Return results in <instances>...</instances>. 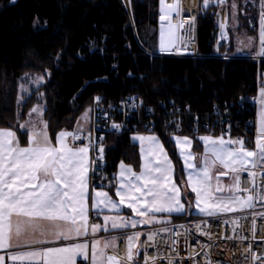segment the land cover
Instances as JSON below:
<instances>
[{"label": "trees", "instance_id": "1", "mask_svg": "<svg viewBox=\"0 0 264 264\" xmlns=\"http://www.w3.org/2000/svg\"><path fill=\"white\" fill-rule=\"evenodd\" d=\"M258 2L211 0L204 7L200 0L199 56L192 57L160 51L159 0H129V6L125 0H0V129L15 131L27 145L28 136L19 125L39 95L52 138L73 128L97 94L113 102L134 93L142 104L156 108L165 103L191 111H209L214 104L240 109L257 94L263 77L264 60L248 57L258 50L259 27L253 23L258 14L252 4ZM220 6L227 9L229 38L220 50L228 57L214 56ZM241 34L251 40L250 50L239 47ZM25 73H42L46 80L18 103ZM157 133L176 161L180 179L183 170L171 133ZM109 139L106 187L113 191L118 163L138 169L140 157L130 134Z\"/></svg>", "mask_w": 264, "mask_h": 264}, {"label": "snow or ice", "instance_id": "2", "mask_svg": "<svg viewBox=\"0 0 264 264\" xmlns=\"http://www.w3.org/2000/svg\"><path fill=\"white\" fill-rule=\"evenodd\" d=\"M223 2V0H220ZM211 0H203L207 7ZM164 5V0H161ZM168 10H176L179 14V4L166 6ZM162 11L164 8L162 7ZM167 17L162 15L163 21ZM183 27L173 26L168 28ZM261 54H264V30L260 34ZM164 50H168L165 48ZM131 75V74H130ZM264 98V91L261 93ZM22 99V98H21ZM99 101L100 97L95 98ZM19 103V101H18ZM43 108L40 105L34 107L29 116L36 114L41 117L40 122L26 121L19 125L28 136L27 146H21L15 131L0 129V249L13 247V236L44 235L46 232L57 238L70 239L73 235H87L88 212V174H95L102 168L104 148L98 146V155L89 158L92 146L84 148L69 146V139L76 141L81 139L75 131L62 130L55 136V143L48 135L47 122L42 120ZM84 118H87L85 113ZM113 128L119 129V124H113ZM143 141L148 139L156 145L152 153L153 158L147 159L139 174L133 171L130 165L123 162L119 165V173L114 176L115 195L119 200H114L106 191H94L92 197V210L97 214L104 210L115 211L121 206L131 209L136 217L115 218L103 216V230L111 223L113 229L136 228L137 225H147L160 222L154 216L156 213H181L185 211L181 202V190L176 185L171 173L173 171L171 161L168 159L163 145L156 137H137ZM205 144L206 155L203 166L196 168L192 164V153L186 151L190 148L191 140L188 138L177 139V145L181 147V155L185 157V164L190 169L188 184L191 192L195 194V207L200 213L212 216L218 212H232L243 208L254 207V201H264V191L257 192L255 184L256 173L250 168L257 165L264 167V112L261 115L260 132L257 136L255 149L245 148L244 141H227L223 136L213 138L200 137ZM162 157V159L160 158ZM225 169L215 176L217 187L212 188L213 175L211 170L216 163ZM240 171L248 172L252 177L253 185L246 196H240L239 175H234V183L229 185L228 196L216 195L224 193L225 188L219 185L220 176H229ZM204 206H201V203ZM102 225L92 224L91 231L95 234L100 231ZM161 231H167L162 229ZM156 234H148L149 241ZM128 261L133 260V248L139 239V233L127 236ZM36 243L43 241L36 240ZM19 246V245H17ZM115 247V241H95L91 245V254L88 253V245L77 244L71 247L47 248L39 251H27L11 255L12 261L33 260L40 257L42 264H76L75 257L83 256L90 264H120L116 255L108 254L107 249ZM139 255V252H136ZM154 259V258H152ZM259 259L253 256V261ZM4 258L0 257V264ZM147 264V260L145 261ZM169 264H172L169 259Z\"/></svg>", "mask_w": 264, "mask_h": 264}, {"label": "built area", "instance_id": "3", "mask_svg": "<svg viewBox=\"0 0 264 264\" xmlns=\"http://www.w3.org/2000/svg\"><path fill=\"white\" fill-rule=\"evenodd\" d=\"M179 4V14L176 10L169 12L166 6ZM257 18L259 37L264 30V0L252 3ZM162 7L164 11H162ZM167 8V9H166ZM200 0H159V14L168 17V24L179 30L177 46L172 55L199 56L197 51ZM227 20V9L220 6L217 10V33L215 43V57H228L221 52V47L229 44L224 35ZM259 51L250 56L256 60H264ZM256 96V95H255ZM255 96L245 100L240 109H234L227 104H214L211 110L191 111L176 106L161 103L158 108L144 105L134 93H126L118 100L107 102L104 96L97 94L91 105L92 112L87 128L79 134L81 139L75 145L84 148L91 140L90 159L98 155V146L104 148L102 168L93 174L90 171L91 187H101L107 184L110 170L107 162L108 150L111 148L110 136L120 134H136L157 132L163 130L171 134L181 132L196 136L203 134L221 135L231 138L237 133V138H248L250 143L256 141L257 115ZM100 97L99 101L95 98ZM119 124V129L113 128ZM256 173V191H264V167L251 168ZM239 193L246 196L252 188L253 180L248 172L240 171ZM91 223L102 220V215L93 212ZM167 229V231H161ZM155 233L154 239L149 241L148 234ZM125 236L118 235V256L125 258ZM110 254H117L109 250ZM142 257L139 264H264V201H254V207L240 212L188 218L168 225L146 228L141 240ZM120 254V255H119ZM259 257L253 261V256ZM154 258V259H152ZM6 264H41L35 261H8ZM78 264H90L89 260H80Z\"/></svg>", "mask_w": 264, "mask_h": 264}, {"label": "crops", "instance_id": "4", "mask_svg": "<svg viewBox=\"0 0 264 264\" xmlns=\"http://www.w3.org/2000/svg\"><path fill=\"white\" fill-rule=\"evenodd\" d=\"M178 29L176 28V41H175V46L172 48H167L168 51H172L175 49L176 45H177V40H178ZM163 43V36L161 33L160 36V43H159V49L160 51H163L165 48L162 45ZM259 48V46H258ZM90 120V119H89ZM87 121V120H86ZM84 122V121H83ZM88 123L84 122L83 124H81L82 127H79L80 131L87 128L89 125V121H87ZM82 128V129H81ZM11 130V129H10ZM67 131H70L69 129H64ZM62 131V130H61ZM59 133V132H58ZM80 133V132H79ZM49 137L53 140V143H55V138H52L50 136V134L48 133ZM203 136H210L213 138H219L221 137V135H211V134H203L199 137H197V140H194L193 137L186 135V134H176L171 136L172 141L174 142V146L176 148V153H177V157L178 160L180 161L182 170H183V175L182 177L187 176L189 174L190 169L187 168L186 164H185V157L181 155V147L177 145V139H183V138H188L191 140V146L190 148H186V151H190L192 153V164L196 167V168H200L203 166V159L204 156L206 155L205 152V144L204 141H202L200 139V137ZM18 137V136H17ZM137 137H156L159 141V143L161 145H163L164 151L167 154L168 159L171 161V165H172V177L176 183V185L180 188L181 190V202L183 204L186 203V191L187 189L191 190L190 186L186 187L182 184L181 182V178H178V169H177V164L176 161L172 158V156L170 155L169 151L167 150L166 146L164 145L163 139L161 138V136L157 133H153V132H147V133H136L135 135H131V140L132 142H134L137 146H138V152H139V157H140V166L138 169L134 168V166L132 164H128L123 162L125 165H130L133 169L134 172H136L137 174H139V172L142 169L143 164L145 163V161L147 159H152V153L155 151L156 145L153 144L152 141L148 140V139H144L143 141H141L140 139H137ZM226 141L229 139L227 137H223ZM232 140H241L239 138L233 137L231 138ZM242 140L244 141V146L245 148L249 149V150H253L255 149V145L254 144H248L246 142V140L244 138H242ZM69 146L72 147H77L75 145V141H72L71 139H69L68 141ZM21 144V143H20ZM21 146H27L26 144H21ZM79 148V147H77ZM89 158H90V154H89ZM162 159V157H160ZM119 165L120 162L118 163L117 169L116 171L113 173V176H115L116 174L119 173L120 169H119ZM256 167H262L260 165H257ZM251 169V168H250ZM225 169L223 168L222 165L219 164V162L216 163L215 167L211 170L212 175H213V181H212V188L215 189L217 187V181L215 180V176L218 175L219 173L223 172ZM237 175V173L234 174H230L229 176H220V180H219V185L225 188V192L220 194V193H216V195H224L225 197L229 195L227 188L229 185H232L234 183L233 180V176ZM115 183V180L113 181V185ZM106 191L109 193L110 196H112V198L114 200H119V197H117L115 195V188L113 187V191H110L108 188L106 187H95L92 188L91 187V182H90V172L88 174V195H89V199L87 201V207L89 208V212H88V224H87V228H88V232L87 235H82V236H75L73 235L70 239H63V238H57L53 235H51L50 233H45L44 235H40V234H36L35 236H20L19 238L13 236L12 239V244L14 245L13 247L7 248V249H0V257L4 258L3 264H6V262L8 261H12L11 259H9V257L11 255H15V254H19L22 252H27V251H39V250H43V249H47V248H63V247H71L73 245H77V244H86L88 245V253L89 256L91 254V245L95 242V241H100L101 244H103L104 242H111V241H115V247H109L107 249V252L109 250H113L114 252H117V237L119 234H123L125 236V246H124V250H125V256H127V236L132 235L133 233H139V239L138 241H136V247L133 248V260L132 261H128L125 258H119L120 260V264H138L140 261V257H141V252H139L138 250L141 247V239L143 237L144 234V230L146 228H150V227H155V226H163V225H168L174 222H178V221H182V220H175L173 218L174 215H182L185 214L187 216L186 213V207H185V211L181 212V213H156L154 214L155 218L157 220H159L160 222L157 223H150L147 225H137L136 228H117V229H113L111 227V223L109 222V224L107 225V230H103V216L104 215H108L110 217H117V216H121L124 218H134V219H142L141 217H136L131 213V209L127 208L126 206H121L120 208H118L115 211H109V210H104V212L100 213L102 215V220L97 222V223H91L90 222V215L93 212H96L95 210H92V197L94 196V191ZM193 194V199H195V194ZM240 196H242L241 194H239ZM243 197V196H242ZM249 208H243V209H238L236 211H232V212H240V211H244L247 210ZM230 212V213H232ZM227 213V212H226ZM229 213V212H228ZM220 214V213H217ZM215 214V215H217ZM209 216V215H208ZM186 219H188V217H186ZM185 220V219H183ZM92 224H100L102 225V228L100 231H97L95 234L92 233L91 231V225ZM36 240H40L43 241V243H36ZM19 245V246H17ZM139 252V255H136V252ZM109 254V253H108ZM118 257V256H117ZM80 260H86L84 259L83 256H77L75 257V261L76 264H78V262ZM24 261H35V262H40L42 264V261L40 259V257H36L33 260H24Z\"/></svg>", "mask_w": 264, "mask_h": 264}, {"label": "rangeland", "instance_id": "5", "mask_svg": "<svg viewBox=\"0 0 264 264\" xmlns=\"http://www.w3.org/2000/svg\"><path fill=\"white\" fill-rule=\"evenodd\" d=\"M236 23H237L236 19L235 20L232 19V26L233 27L236 26ZM238 41H239V43H238L239 47H241L242 49H245V50H250L251 40L245 34H241L240 37L238 38ZM45 80H46L45 75L42 73H25V74H23L22 77L20 78V82H19V103H22L25 100V96L29 95L34 89L38 88L43 82H45ZM262 91H264V71H263V77L261 79V85H260V87L257 91V94L255 96V99H254L255 104H256L257 133L258 134L260 132V126H261V115H262V112H264V98L261 97ZM39 98H40V101H38L30 109L29 113L31 112V110L34 107H36L37 105H40L43 108L42 120L45 121L44 120L45 104L42 101L41 95H39ZM91 112H92V108L91 107L87 108L86 111L78 118V120L75 123V126L69 130L75 131V130H77V128L82 127L81 124H83L84 122L88 123L87 121H89V119L91 118ZM29 113H28L26 120L23 121L21 124H24L26 121H34L36 123L40 122L41 117H38L36 114H32L31 116H29ZM85 113H87L86 119L84 118ZM22 130H24V129H22ZM47 131H48V129H47ZM81 131H79V132L81 133ZM134 135H135V133H134ZM181 182L184 186L189 187L187 176L181 177ZM184 205L186 207V213H187V217L189 219L190 218L191 219L192 218H199L202 216H208L206 214L200 213L198 211V209L195 207V199H193V194H192L191 190H189V189H187V191H186V203ZM201 206H204L203 202L201 203ZM218 213L228 214V212L227 213L226 212H218Z\"/></svg>", "mask_w": 264, "mask_h": 264}, {"label": "bare ground", "instance_id": "6", "mask_svg": "<svg viewBox=\"0 0 264 264\" xmlns=\"http://www.w3.org/2000/svg\"><path fill=\"white\" fill-rule=\"evenodd\" d=\"M171 5H174V4L172 3ZM170 11H172V10H169V12ZM171 25H173V24H171ZM162 36H163L162 45H163L164 48H172V47H174L175 46V41H176V27H174V28H172L170 30L168 28V24H164L162 26Z\"/></svg>", "mask_w": 264, "mask_h": 264}, {"label": "water", "instance_id": "7", "mask_svg": "<svg viewBox=\"0 0 264 264\" xmlns=\"http://www.w3.org/2000/svg\"><path fill=\"white\" fill-rule=\"evenodd\" d=\"M16 1H17V0H11L12 3L16 2ZM125 1H126V3L128 4V0H125ZM167 21H168V18H166V19L163 20V21L160 19V22H161V23H166ZM138 251L140 252V249H139Z\"/></svg>", "mask_w": 264, "mask_h": 264}]
</instances>
